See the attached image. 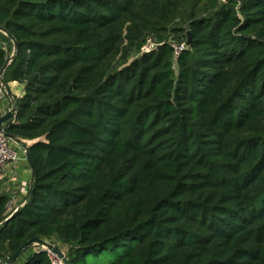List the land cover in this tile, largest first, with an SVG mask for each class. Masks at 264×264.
Instances as JSON below:
<instances>
[{
    "label": "trees",
    "instance_id": "16d2710c",
    "mask_svg": "<svg viewBox=\"0 0 264 264\" xmlns=\"http://www.w3.org/2000/svg\"><path fill=\"white\" fill-rule=\"evenodd\" d=\"M0 26L35 168L6 223L0 177V264L34 237L69 264H264V0H0Z\"/></svg>",
    "mask_w": 264,
    "mask_h": 264
},
{
    "label": "water",
    "instance_id": "95a60500",
    "mask_svg": "<svg viewBox=\"0 0 264 264\" xmlns=\"http://www.w3.org/2000/svg\"><path fill=\"white\" fill-rule=\"evenodd\" d=\"M0 32L4 33L12 42L13 44V55L11 56V58L9 60L6 61V63L3 65V67L0 70V79H1V84L4 86L5 90H6V94L7 96L10 98V100L13 102V98L11 93L7 90V88L5 87V84L3 82L2 76L4 71L6 70V68L8 67V64L10 62V60L14 57L15 55V51L17 49V41L16 39L5 30V28H3L2 26H0ZM190 41V34L189 32H187V44ZM15 116V111L14 108L8 110L5 114H3L0 117V130L3 129V124L12 120ZM4 134L10 138L11 140H13L16 144H20V140H18L17 138L13 137L12 135L8 134L7 132L4 131ZM24 156H25V160L27 162V165L30 169V173H31V178L33 179L35 177V168L33 165V161L31 158V155L27 149L26 146H24ZM16 212V211H15ZM15 212H13L11 215H9L7 218H5L4 223H6L14 214ZM39 245L41 246L43 249H45L47 252H51L53 253L56 257H58L62 264H69L67 257L65 256V254L59 250L58 248H56L53 244L48 243L46 240L42 239V238H31L29 240H27L26 242H24L7 260H6V264H14L15 260L17 259V257L25 252L29 247H31L32 245Z\"/></svg>",
    "mask_w": 264,
    "mask_h": 264
},
{
    "label": "built area",
    "instance_id": "2783aa9c",
    "mask_svg": "<svg viewBox=\"0 0 264 264\" xmlns=\"http://www.w3.org/2000/svg\"><path fill=\"white\" fill-rule=\"evenodd\" d=\"M155 40H153L152 37H147L145 39L144 44L142 45V51L148 52L151 51L156 46ZM174 48V60H177L179 54L185 47L186 43L183 41L181 43H171ZM6 95V90L3 85L0 83V99H3ZM14 108V106H9V109ZM15 111V110H14ZM5 126H3V129L0 130V177H3L4 170L7 166L15 165L18 163V161L22 158H24V154L21 157L19 151L16 148V143L8 138L5 134ZM25 202L16 205L13 198L9 199L7 205H6V213L7 217L11 215L13 212L17 211L19 207H21ZM6 217V218H7ZM45 250V249H43ZM46 251V250H45ZM47 252V251H46ZM48 256L50 258L51 264H62L61 260L56 257L55 255H52L51 252H47ZM1 262V261H0Z\"/></svg>",
    "mask_w": 264,
    "mask_h": 264
},
{
    "label": "crops",
    "instance_id": "0c3cea01",
    "mask_svg": "<svg viewBox=\"0 0 264 264\" xmlns=\"http://www.w3.org/2000/svg\"><path fill=\"white\" fill-rule=\"evenodd\" d=\"M10 86L14 91L13 93L18 95L20 92L19 86H16V84L14 83H12ZM5 87L7 86L5 85ZM11 103L12 101L7 96V94L3 99H0V117L8 111L9 106L12 105ZM6 124L7 122L4 123L3 126H6ZM21 159L14 166L13 165L7 166L4 170L3 177H1L2 178L1 191L3 193H6L9 196V199L13 198L16 205L25 202L26 196L30 189L31 179H32L28 165L26 164V162H22L23 159L22 160Z\"/></svg>",
    "mask_w": 264,
    "mask_h": 264
},
{
    "label": "rangeland",
    "instance_id": "374dc122",
    "mask_svg": "<svg viewBox=\"0 0 264 264\" xmlns=\"http://www.w3.org/2000/svg\"><path fill=\"white\" fill-rule=\"evenodd\" d=\"M175 25H176V24H175ZM3 35H5V34L2 33V32H0V48H3V49L6 50L8 44H7L6 41L4 40ZM152 38H153V40H155V42L157 43V45H159V44L162 43V41L156 39V37L152 36ZM170 38H171V37H170ZM169 42L171 43V42H175V41L169 40ZM143 44H144V43H143ZM131 58H133V57H131ZM131 58H130V59H131ZM1 85H2V84H1ZM23 145H24V144H22V143L16 145V148H17V150L19 151L21 157H22L23 154H24V147H23ZM21 160H22V159H21ZM22 162H26L25 157L23 158V161H22ZM26 164H27V162H26ZM44 240H46V239H44ZM46 241H47L48 243H50V244H53L56 248H58L59 250H61V251L65 254L66 249H67V247H66L65 245L61 244L60 242H56V241H49V240H46ZM40 247H41V246H40ZM41 248H42V247H41ZM42 249H43V248H42ZM30 252H31V248L29 247V248H28V249L22 254V256L19 258V261H16L15 264H18V262L22 261L23 258H25ZM51 254L54 255L53 253H51ZM106 255H107L106 253H103V254L101 255V257H100L99 260H101V261L106 260ZM111 255H113V254H111Z\"/></svg>",
    "mask_w": 264,
    "mask_h": 264
}]
</instances>
